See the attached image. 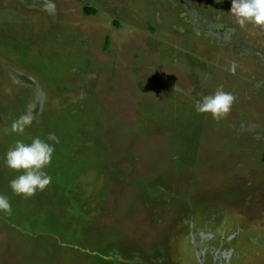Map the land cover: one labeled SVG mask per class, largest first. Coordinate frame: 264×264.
I'll use <instances>...</instances> for the list:
<instances>
[{"label": "rangeland", "instance_id": "1", "mask_svg": "<svg viewBox=\"0 0 264 264\" xmlns=\"http://www.w3.org/2000/svg\"><path fill=\"white\" fill-rule=\"evenodd\" d=\"M231 8L0 0V264H264V27ZM49 133L51 184L15 195L4 155Z\"/></svg>", "mask_w": 264, "mask_h": 264}, {"label": "clouds", "instance_id": "2", "mask_svg": "<svg viewBox=\"0 0 264 264\" xmlns=\"http://www.w3.org/2000/svg\"><path fill=\"white\" fill-rule=\"evenodd\" d=\"M230 13L241 28L247 24L264 27V0H232ZM235 99L232 93L219 88L215 93L205 95L197 101L195 110L201 114L210 113L213 119L220 120L231 111ZM34 120L33 110L28 107L23 115L12 122L10 133L23 134L33 125ZM58 143V136L49 133L46 138L40 136L32 138L30 143L17 140L6 152L3 157L4 166L19 173L9 183L15 195L29 199L51 184L52 177L46 169L52 164L55 145ZM12 211L9 197L0 194V213L11 216Z\"/></svg>", "mask_w": 264, "mask_h": 264}]
</instances>
